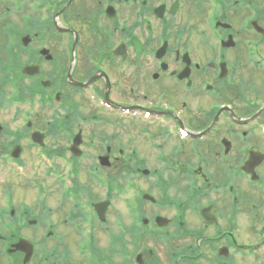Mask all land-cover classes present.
<instances>
[{
	"label": "flooded vegetation",
	"instance_id": "flooded-vegetation-1",
	"mask_svg": "<svg viewBox=\"0 0 264 264\" xmlns=\"http://www.w3.org/2000/svg\"><path fill=\"white\" fill-rule=\"evenodd\" d=\"M30 1L0 2V264H264V0Z\"/></svg>",
	"mask_w": 264,
	"mask_h": 264
},
{
	"label": "rangeland",
	"instance_id": "rangeland-1",
	"mask_svg": "<svg viewBox=\"0 0 264 264\" xmlns=\"http://www.w3.org/2000/svg\"><path fill=\"white\" fill-rule=\"evenodd\" d=\"M1 3H5L6 5H9L8 7H12L11 5L15 4V0H0ZM23 4H27L25 5L26 7H24V9L22 8V10H25L28 8L29 4H30V0H22ZM13 9L14 11H16L15 8H11ZM10 9V10H11ZM4 10H8V8H4ZM20 11V12H21ZM4 17L1 19L3 24L7 25H15L17 23V19L14 18H11V17H5V14L3 13ZM10 15V13H9ZM21 15H23V13H21ZM3 26V25H2ZM1 26V28H2ZM25 27L22 26V30L25 31L24 29ZM2 31H3V28H2ZM129 174L130 173H127V172H115V173H111L110 175L111 176H114L113 178V186H114V190H113V194H111V200L113 203H115L114 207V212L112 211L111 212V215H112V222L117 220L119 221L118 219H124V218H127L129 215H128V203H127V198H128V195L126 193V185L132 181L131 179H128L129 178ZM65 177V176H64ZM102 182L105 180L104 179H101ZM140 184L142 183L141 179H138L137 180ZM104 184V183H103ZM53 189L56 191V189L53 187ZM53 196L55 197V193H53ZM109 196V193H108V189H106L105 187V184L104 186H102V184L99 183V188L97 190V192L95 193V197L96 199H105V198H108ZM54 203L57 202V197L55 200H53ZM55 206V205H54ZM123 224H125V221H121ZM91 224L89 223L88 226H90ZM250 237L245 234L243 235V240L245 242L249 241Z\"/></svg>",
	"mask_w": 264,
	"mask_h": 264
}]
</instances>
